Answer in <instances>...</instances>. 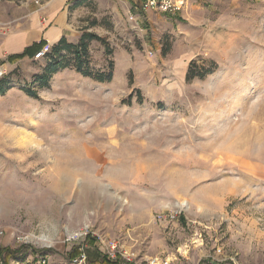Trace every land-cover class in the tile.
<instances>
[{
	"label": "rangeland",
	"instance_id": "rangeland-1",
	"mask_svg": "<svg viewBox=\"0 0 264 264\" xmlns=\"http://www.w3.org/2000/svg\"><path fill=\"white\" fill-rule=\"evenodd\" d=\"M97 14L109 53L89 42L80 72L61 54L45 87V59L3 80L0 250L38 252L8 264H86L102 241L133 264H264V0L128 31ZM192 62L205 75L186 81Z\"/></svg>",
	"mask_w": 264,
	"mask_h": 264
},
{
	"label": "crops",
	"instance_id": "crops-1",
	"mask_svg": "<svg viewBox=\"0 0 264 264\" xmlns=\"http://www.w3.org/2000/svg\"><path fill=\"white\" fill-rule=\"evenodd\" d=\"M72 1L49 0L36 6L26 3L20 8L14 9L11 1L0 2V64L3 65L7 74L14 69H22L37 61L34 60V56H27L14 63L8 61L9 57L20 55L34 44L43 42L47 52L62 37L68 43L76 44L84 32H97L88 25L92 18L97 19L99 17L97 13L100 11L102 12L101 16L109 17L114 31L116 29L122 31L130 29V25L126 22V18L130 14H133L139 23H142L143 19L151 25L170 17H178V15H161L154 11L139 13L135 8L140 5L141 0ZM186 1L188 4H197L198 6L203 2V0ZM77 2L81 3L83 7L72 11L71 6ZM87 4L88 7H85ZM90 7L97 10L95 14L90 12L93 11ZM10 9H13L14 15L8 16Z\"/></svg>",
	"mask_w": 264,
	"mask_h": 264
},
{
	"label": "trees",
	"instance_id": "trees-1",
	"mask_svg": "<svg viewBox=\"0 0 264 264\" xmlns=\"http://www.w3.org/2000/svg\"><path fill=\"white\" fill-rule=\"evenodd\" d=\"M82 5L81 3H76L74 7ZM92 25H96V22H92ZM91 41H98L105 47V52H108V48L106 46L105 41L98 37L95 34L84 32L79 41L76 44H71L66 41L64 37H62L55 45H53L48 52L45 53L44 58L49 63L47 68L45 69V74L41 75L37 78L39 82H42L43 87H45L48 83L49 77L60 67L61 54L71 55L76 62V69L78 72L81 71L82 65L85 64V60H83L87 55L88 43ZM45 44L40 42L39 44H34L33 46L25 49L23 53L16 56H11L8 58L10 63H14L19 61L25 57H33L37 53H39L42 49H44ZM200 68L196 66L195 63H190L186 72V81H191L194 78H202L205 74L196 73V70ZM110 78V76L108 77ZM108 80V79H107ZM102 81V80H99ZM4 93L3 81H0V95ZM89 245H92L93 241L88 237L85 239ZM85 241V242H86ZM84 246V245H83ZM26 252H30L33 258L36 257L38 253L36 250L29 248L28 246H21L17 250H8L3 249L0 250V263L8 264L10 258H17L21 254H25ZM82 252L86 257V264H132L121 261L120 259L109 260L106 256L100 255L97 250H91L90 248L83 247ZM79 256V249H72L71 252H68L66 257L68 261L74 260Z\"/></svg>",
	"mask_w": 264,
	"mask_h": 264
},
{
	"label": "built area",
	"instance_id": "built-area-1",
	"mask_svg": "<svg viewBox=\"0 0 264 264\" xmlns=\"http://www.w3.org/2000/svg\"><path fill=\"white\" fill-rule=\"evenodd\" d=\"M188 7V3L186 0H141L140 5L136 7V11L139 13H145L147 11H154L161 15H169L175 16L181 13ZM127 22L130 25L132 30L138 28L139 22L135 18L133 14H130L127 17ZM46 53L45 48L42 49L39 53L34 56V60L43 59ZM7 76L3 65L0 64V81H3ZM175 216L167 215V216H157L158 221H167V219L173 220ZM2 232L0 231V235ZM102 249L101 252L106 256L109 260L120 259L126 263H132L130 255L124 251L116 242H103L102 241ZM83 258V257H82ZM75 263V262H74ZM133 264V263H132ZM154 264V263H150ZM168 264V263H165Z\"/></svg>",
	"mask_w": 264,
	"mask_h": 264
},
{
	"label": "bare ground",
	"instance_id": "bare-ground-1",
	"mask_svg": "<svg viewBox=\"0 0 264 264\" xmlns=\"http://www.w3.org/2000/svg\"><path fill=\"white\" fill-rule=\"evenodd\" d=\"M181 206H182V208H186L185 204H181ZM36 240L44 246H48L51 244V240L45 236H40V237L36 238Z\"/></svg>",
	"mask_w": 264,
	"mask_h": 264
}]
</instances>
